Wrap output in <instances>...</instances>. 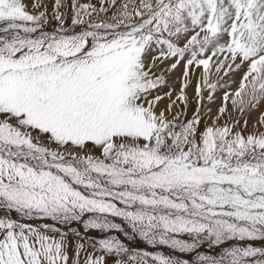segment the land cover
<instances>
[{
	"label": "snow or ice",
	"instance_id": "1",
	"mask_svg": "<svg viewBox=\"0 0 264 264\" xmlns=\"http://www.w3.org/2000/svg\"><path fill=\"white\" fill-rule=\"evenodd\" d=\"M32 7L45 10L0 0V211L43 223L0 217V264H69L58 225L74 222L195 253L141 252L108 236L82 262L77 243L74 264H264L252 243L264 242V132L244 135L232 118L264 102V0H73L67 28L55 0L51 31L44 0ZM165 61L167 71L183 62L184 88L201 70L198 97L201 85L209 100L224 89L214 118L210 108L190 119L169 118L172 104L158 111L167 81L154 69ZM241 68L229 92L220 81Z\"/></svg>",
	"mask_w": 264,
	"mask_h": 264
},
{
	"label": "rangeland",
	"instance_id": "2",
	"mask_svg": "<svg viewBox=\"0 0 264 264\" xmlns=\"http://www.w3.org/2000/svg\"><path fill=\"white\" fill-rule=\"evenodd\" d=\"M34 2L35 0H25V3L28 5V11L30 13L36 14L38 11L45 10L44 8H41L39 10L34 9L32 7V4ZM75 2L78 4H91V5L96 6L97 8L101 7V0H75ZM63 3H64V7H62L60 11L64 14V18H65L64 26L67 28L71 26V19L74 15L72 9L70 8V5L71 3H73V0H63ZM44 4L47 10V13L49 14V23L46 27H47V30L51 31L54 28L58 27L57 21L51 18V13L54 10L55 0H44ZM113 11H115V8H113L112 11H109L106 14L104 12H100L99 15L96 17V19L97 20L102 19V20L109 21L112 16ZM170 63L171 61H165L163 64L159 65V68L154 69V71H156L158 75L161 74V72H163L166 78V81H167V84L165 86H162L159 89V94L163 96L164 98L159 102L158 111H163L164 109H166V107L169 104H172L173 105L172 111L165 113L166 115L169 116V118H171V116L177 112H182L184 114V118L190 119L193 116V114L196 112L198 107L203 112H207V110L210 108L212 111L213 118H214L218 112V109L223 104L224 89L218 87L216 92L212 94L213 98L209 100L208 98L210 94L209 90L207 88H203V85H201L202 92L200 94V97H198L196 86H197L198 81H200L201 79V70L199 68H196L190 71V76L188 78L190 82L188 84V87L184 88L183 85L185 83V77L183 75L184 73L183 62L180 65H178L176 69L172 71H167L166 69L169 67ZM244 71H246V69L244 68L236 70L235 72L230 73L229 76L223 77V80H221L220 82L223 83L224 81H228V91L235 92V90L240 85L241 77L243 76ZM220 75L223 76V73H221ZM211 80L213 82L216 81L217 76L213 75L211 77ZM182 90H183L184 96L187 98L186 103L184 100L179 99ZM169 91L171 92V98L165 95V93ZM228 108L230 111H232L231 101L228 102ZM262 116H264V102H262L257 108L248 112L244 116H241L239 111H232V118L239 121L237 128L234 130H241L244 133V135L264 132V126L258 123V121L262 118ZM245 120L247 121L246 127L244 124ZM204 123L205 122L202 121L201 128L204 127ZM206 123L211 124L212 120H207ZM219 123L221 124L224 123V119L222 118L219 121ZM44 143H47V141L45 140ZM1 212L3 211H0V217H4V215L3 216L1 215ZM8 215H12V218L17 219L18 222L32 223L35 226H38L39 224L43 223V221H26L24 220V218L18 217L14 213L8 214ZM117 222H120V221L117 219ZM50 223H54V222H50ZM58 227L61 228L62 232H68L67 241H68V246H69V257H70L69 264H74V261L76 259L75 246L77 243H83L85 245L86 251L82 253L79 258L82 262L85 256L88 255L89 253H94V255L96 256L101 255L99 251L93 250L91 248V245L96 244L98 247V241L101 239L107 238L108 236H116L123 243H125L127 247H129L130 249H134L136 251H141V252L148 251L154 254L160 253L164 255H174V256H178L181 259H188L190 261H193L195 259V253H179L172 249L167 248L166 246H157L154 248L151 245H148L145 241H143L142 239L138 237L135 239L129 240L124 236L123 233H118L115 231H112L110 233H102L98 230H89L85 232L83 225L80 223H76V222H74L70 226L58 225ZM74 232H80L81 233L80 237L77 238L74 235ZM57 239H59L58 236H57ZM252 243L254 246L264 247V242L262 241H254ZM200 251L203 254L219 256L222 253L223 249L222 248L209 249L207 246H203L200 249ZM104 259H105V264H114L115 259H118V258L112 255H105Z\"/></svg>",
	"mask_w": 264,
	"mask_h": 264
},
{
	"label": "bare ground",
	"instance_id": "3",
	"mask_svg": "<svg viewBox=\"0 0 264 264\" xmlns=\"http://www.w3.org/2000/svg\"><path fill=\"white\" fill-rule=\"evenodd\" d=\"M45 144H47V143H45ZM96 154H98V152L96 153ZM1 215L3 216H6V215H8V213H5L4 211L3 212H1ZM12 216V215H11ZM14 217V216H13ZM61 226H63V225H61ZM80 226V225H79ZM76 227V226H75ZM61 229V228H60ZM66 229V228H65ZM68 230V229H67ZM78 230V229H77ZM70 231V230H69ZM71 233H73V232H71ZM70 233V234H71ZM128 241V240H127Z\"/></svg>",
	"mask_w": 264,
	"mask_h": 264
}]
</instances>
